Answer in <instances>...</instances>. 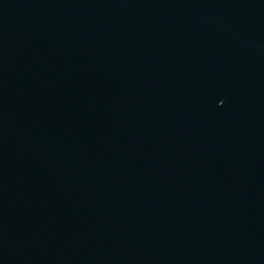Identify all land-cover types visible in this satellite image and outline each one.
<instances>
[{
  "label": "water",
  "instance_id": "1",
  "mask_svg": "<svg viewBox=\"0 0 264 264\" xmlns=\"http://www.w3.org/2000/svg\"><path fill=\"white\" fill-rule=\"evenodd\" d=\"M0 264H264V0H0Z\"/></svg>",
  "mask_w": 264,
  "mask_h": 264
}]
</instances>
